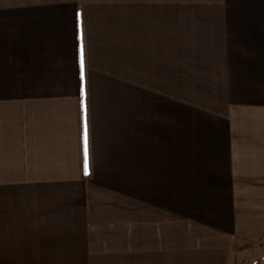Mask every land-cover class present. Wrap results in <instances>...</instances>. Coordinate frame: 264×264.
Wrapping results in <instances>:
<instances>
[{"label":"crops","instance_id":"crops-1","mask_svg":"<svg viewBox=\"0 0 264 264\" xmlns=\"http://www.w3.org/2000/svg\"><path fill=\"white\" fill-rule=\"evenodd\" d=\"M255 262L264 0H0V264Z\"/></svg>","mask_w":264,"mask_h":264},{"label":"rangeland","instance_id":"rangeland-1","mask_svg":"<svg viewBox=\"0 0 264 264\" xmlns=\"http://www.w3.org/2000/svg\"><path fill=\"white\" fill-rule=\"evenodd\" d=\"M175 97V99H177V97L181 98V94H170V97L172 99V97ZM206 95L205 94H185V99L187 101H194V102H198V101H203L204 97Z\"/></svg>","mask_w":264,"mask_h":264},{"label":"snow or ice","instance_id":"snow-or-ice-1","mask_svg":"<svg viewBox=\"0 0 264 264\" xmlns=\"http://www.w3.org/2000/svg\"><path fill=\"white\" fill-rule=\"evenodd\" d=\"M85 157H86V159H85V166L87 167V149H85Z\"/></svg>","mask_w":264,"mask_h":264},{"label":"trees","instance_id":"trees-1","mask_svg":"<svg viewBox=\"0 0 264 264\" xmlns=\"http://www.w3.org/2000/svg\"><path fill=\"white\" fill-rule=\"evenodd\" d=\"M253 264H260L259 262H255V263H253Z\"/></svg>","mask_w":264,"mask_h":264}]
</instances>
